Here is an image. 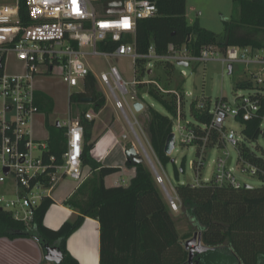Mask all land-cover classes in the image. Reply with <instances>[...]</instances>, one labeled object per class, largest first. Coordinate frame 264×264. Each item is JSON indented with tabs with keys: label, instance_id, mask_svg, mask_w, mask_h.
Segmentation results:
<instances>
[{
	"label": "trees",
	"instance_id": "1",
	"mask_svg": "<svg viewBox=\"0 0 264 264\" xmlns=\"http://www.w3.org/2000/svg\"><path fill=\"white\" fill-rule=\"evenodd\" d=\"M108 1L115 0H103V3ZM149 1L156 5L158 16L139 22L136 46L140 54L147 53L154 45L158 54L165 55L170 44L186 45L195 56L200 55L203 47L210 45L217 46L222 52L229 47H250L256 52H264V0H232L239 16L225 22L222 34L197 23L190 24L187 0ZM25 12L23 4L21 15ZM100 48H103L102 45ZM114 48L113 44L108 46V49ZM1 65L0 78L5 71V60ZM145 65L143 60L138 62L140 79L149 77ZM155 67L162 68L169 80L173 77V64L157 63ZM236 89L264 92V86L257 85L251 78L238 82ZM137 90L140 99L142 93H147L171 115L170 118L148 108L149 140L157 159L167 166L171 157L166 155L165 145L173 133L177 97L163 94L153 85H141ZM40 95L42 101L38 100V106L47 116L46 126L50 133L44 159L48 161L50 156H56L58 163H62L67 152V128L50 123L53 100L45 94ZM261 102L264 106V97ZM106 104L107 99L93 74L87 77L83 92L70 96V106L75 108L71 117L84 128L82 165L89 168L90 173L64 203L77 213L76 218L65 222L58 230L47 228L44 219L55 202L46 198L36 210V229L32 232H27L25 225L15 221L9 212L1 210L0 237L12 240L33 238L40 243L45 255L49 246L58 247L64 255L60 264H79L68 251L67 242L82 227L86 218H91L97 220L101 227L100 264H190L185 244L196 233L201 234L202 243L209 250L198 254L195 264H264V186L236 189L228 185L219 186L214 181H202L199 185L178 184L175 190L180 199L181 212L191 228L186 235L178 230L174 212L145 162L134 166L130 160L126 161L127 167L136 170L128 186H106L105 179L118 173L120 168L106 167L93 157L92 152L100 138L93 135L96 121L86 117L89 111L99 114ZM197 104L198 99L191 103L190 113L201 137L204 135L201 129L211 121V115L208 108L197 109ZM260 125L259 120L242 124L248 141L255 142L261 137ZM242 152L251 162L264 165V149L254 152L245 146ZM197 155H201L199 148ZM193 169L197 173V162L193 163ZM203 169L204 165L201 172ZM184 171L185 161L181 170L175 167L176 178L179 179Z\"/></svg>",
	"mask_w": 264,
	"mask_h": 264
},
{
	"label": "built area",
	"instance_id": "2",
	"mask_svg": "<svg viewBox=\"0 0 264 264\" xmlns=\"http://www.w3.org/2000/svg\"><path fill=\"white\" fill-rule=\"evenodd\" d=\"M117 1H122L124 9L119 14H107L103 0H16L14 5L0 6V64L5 60L6 66L11 54L24 64L23 73L8 74L4 71L0 78V187H6L13 194L12 198L0 195V208L25 225L27 232L36 229L34 220L37 208L46 198H51L52 191L63 179L69 178L78 185L85 181L82 165L84 128L78 120L63 124L67 128V152L62 163H58L56 156H50L45 161L44 152L48 150V144H36L33 140L31 125L39 113L35 96L38 78L61 79L71 96L83 92L87 77L93 74L100 91L105 97V92L109 93L116 110L121 112L135 138V148L138 151L137 144L143 158L154 167L135 129L139 124L135 113L141 114L147 110L144 97L139 98L137 88L153 85L161 93L177 97V117L173 118V123H177L180 143L200 149L195 184L202 183L200 172L203 159L212 148L223 150V156L217 160L213 178L207 182L214 181L219 186L241 189L246 184L238 181L235 170L264 180V165L251 162L242 152L245 146L254 152L260 149L254 147L258 140L250 142L246 139L243 123L259 120L261 137L264 138L263 91L238 97L234 101L224 96L216 101L198 99L197 109L208 108L211 115V121L202 127L204 135L200 137L194 124L186 118L183 105L186 95L183 100L178 92L167 91L159 83L148 80V77L140 79L138 68L140 60L146 62L145 72L153 70V63H170L174 66L211 62H220L223 66L242 64L250 69L258 68L259 74L251 76V79L257 85L264 86V52H256L250 47H229L222 52L217 46L210 45L203 47L200 55L195 56L186 45L170 44L165 55L158 54L154 45L147 53L140 54L136 46L139 22L156 18L158 9L149 0ZM23 4L26 12L22 16ZM110 44L115 45L113 50L108 49ZM120 58L132 59L138 80L127 82L119 68L112 65V60ZM92 60H105L108 68L97 75L93 71ZM129 85L133 87V95L130 94ZM137 102L143 105L140 111L134 108ZM86 117L88 120L94 119L90 113ZM228 120L239 124L240 131L228 127ZM229 148L237 152L235 168ZM155 173L171 209L175 213L180 212L179 197L176 193L172 196L166 190L162 177L156 170Z\"/></svg>",
	"mask_w": 264,
	"mask_h": 264
},
{
	"label": "rangeland",
	"instance_id": "3",
	"mask_svg": "<svg viewBox=\"0 0 264 264\" xmlns=\"http://www.w3.org/2000/svg\"><path fill=\"white\" fill-rule=\"evenodd\" d=\"M16 0H0V6L2 5H14ZM188 8V21L190 24H199L201 27L208 29L216 34H222L225 30V22L238 18L239 11L234 5L232 0H187ZM92 68L95 74L99 75L102 71L108 68V63L105 60H92ZM112 65L119 68L123 78L131 83L138 80V74L135 72L132 59L120 58L111 61ZM229 65L223 66L220 62H211L206 64H190L186 66H175L173 77L169 80L165 71L162 68H156L153 63L154 75L149 76V79L159 83L167 91H176L180 95H186L185 114L189 122L195 124V121L190 113L191 103L196 99L210 98L213 101L220 99L222 96L226 97L229 101H234L238 97L254 95L256 90L236 89V84L242 80L250 79L251 76L259 74V70L246 67L242 64H236L233 66V73L229 74ZM24 71V64L17 60V58L11 54L6 60L5 72L8 74H21ZM152 77V78H151ZM154 77V78H153ZM157 77V78H156ZM44 84L41 83L47 95L53 100L54 113L50 116L53 122H68L74 114L75 108L69 106V89L61 81V79L52 77L43 79ZM254 83L255 80H254ZM130 94H134L133 87L128 86ZM107 104L106 109L96 119L98 120V126L101 124L95 133L103 137L111 128L115 135L120 140L119 148H125L129 142H135V138L131 133L130 128L126 125L121 112L116 110L114 102L112 101L109 93L105 92ZM130 95V96H131ZM144 102L147 108H153L163 115L169 116L166 110L153 98L149 97L147 93H142ZM129 96V97H130ZM128 101L131 100L128 98ZM128 114L132 117V114L127 110ZM139 124L135 126L136 132L139 135L142 146L147 151L152 164L155 167L157 173L162 177L166 190L174 196L176 193V186L178 184H195L198 175L193 169V163L199 161L197 155V148L195 146H184L180 143V135L176 129L177 123L174 121L173 133L177 135V143L175 150L172 153L171 162L167 166H163L157 159L148 135V122L150 119L149 111L145 110L141 114L135 113ZM115 122V123H114ZM227 126L240 131L241 126L234 120H228ZM124 136L126 138H124ZM254 147H260L264 149V138L260 137L255 142ZM140 156L143 157L142 150L136 144ZM117 147V148H118ZM122 149V148H121ZM118 150V149H117ZM120 150V149H119ZM231 156L234 158L233 168L236 167L237 152L229 148ZM258 151V150H256ZM38 153V151H35ZM204 160V169L202 170L201 181L207 182L213 178L216 162L223 156V150L219 148H212L206 152ZM183 161H185V171L180 173V178L175 176V167L181 170ZM144 162L150 168L154 178L156 179L155 170L152 165L144 159ZM235 176L242 184L249 185L251 187L259 188L264 186V182L257 177H251L241 174L238 170H235ZM157 181V179H156ZM72 182V181H68ZM158 183V182H157ZM162 190L164 196L166 195L164 189L158 184ZM0 195H4L7 198H12L13 194L7 190L6 187H0ZM57 200L61 201L57 195ZM65 203V202H64ZM181 207V205H180ZM178 230L182 235L189 234L191 232L190 223L181 212L175 213ZM180 228V229H179ZM195 235V234H194ZM192 238L189 240L193 239ZM188 240V241H189Z\"/></svg>",
	"mask_w": 264,
	"mask_h": 264
},
{
	"label": "crops",
	"instance_id": "4",
	"mask_svg": "<svg viewBox=\"0 0 264 264\" xmlns=\"http://www.w3.org/2000/svg\"><path fill=\"white\" fill-rule=\"evenodd\" d=\"M152 73L153 70L149 71L148 76H151ZM43 79L46 80V78L44 77L38 78L36 80V86L38 89L35 95L37 106L38 100L42 101L40 93L47 95L43 87H40L41 83L44 84ZM103 111L99 114H95L93 111H89V113L93 116L94 120L96 121V119H98V117L103 113ZM46 121V114L40 111L39 109V113L35 116L31 125L33 140L36 144H48L50 133L46 126ZM49 121L51 124L57 125L58 123V121L53 122L50 117ZM70 121H76V119H73L71 117L68 122ZM68 122L60 123V126H64L63 124H66ZM97 126L98 120L95 124L93 132L94 138H100L101 136L98 135V133H95ZM98 127L100 131L101 124H99ZM108 130L109 131L103 137L100 138V141L96 145V148L93 150L92 155L98 162L102 163L106 167L120 168V171L118 173L108 176L105 179L107 187L111 188L119 186H128L131 180L135 177L136 170L135 168H130L125 165L126 161L128 160L125 155V148L123 149V147H121V149L118 147V145L120 144V140L111 128H109ZM83 174L85 177H88L90 174L89 168H83ZM79 186L80 185H78L73 180L65 178L52 191L51 199H53L55 203L49 209L44 219V225L47 228L52 230H58L65 222L72 221L76 218L77 213L74 210L66 207L64 205V202L68 198H70V196L77 190ZM57 195L59 196L61 201L57 200ZM67 248L70 254L79 262V264H100V223L95 219L86 218L82 227L68 239ZM45 256L46 255L42 246L37 240L33 238H17L12 240L7 237H0V264H55L46 260Z\"/></svg>",
	"mask_w": 264,
	"mask_h": 264
},
{
	"label": "water",
	"instance_id": "5",
	"mask_svg": "<svg viewBox=\"0 0 264 264\" xmlns=\"http://www.w3.org/2000/svg\"><path fill=\"white\" fill-rule=\"evenodd\" d=\"M105 6L107 7V14H119L124 11L122 7V1H108L105 3ZM181 66H188L187 63L179 64ZM0 68H2V65L0 64ZM229 74L233 73V66L229 65ZM134 108L136 111H140L143 108V105L139 102L134 104ZM57 126H60V122L57 123ZM175 144H176V136L174 133H172L169 138L167 139L166 145H165V153L167 156H171L172 153L175 150ZM125 155L128 160L132 162L134 166H137L144 162V158L140 156L137 149L134 146L133 142H129L125 146ZM153 167V166H152ZM154 168V167H153ZM251 186L245 185V188H250ZM2 209L0 208V211ZM186 249L189 251V263L195 264V257L198 254L207 252L209 250L208 247L204 246L202 243V236L201 234L196 233L193 237V239L189 240L185 244ZM46 260L53 262L55 264H60L64 260L63 253L59 250L58 247H48V250L46 252L45 256Z\"/></svg>",
	"mask_w": 264,
	"mask_h": 264
}]
</instances>
